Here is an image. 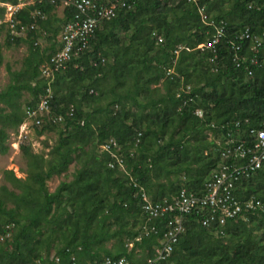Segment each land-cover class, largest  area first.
<instances>
[{"label":"trees","instance_id":"obj_1","mask_svg":"<svg viewBox=\"0 0 264 264\" xmlns=\"http://www.w3.org/2000/svg\"><path fill=\"white\" fill-rule=\"evenodd\" d=\"M1 3L20 0H0V18L6 11ZM61 3L35 0L21 7L16 27L37 25L26 37L0 25V33L7 28L8 46L24 42L30 51L19 70L7 66L10 81L0 89L1 153L8 150V130L25 121L24 93L33 97L26 106L35 107L47 91L41 66L56 52L63 26L75 13L67 6L59 17L54 11ZM221 21L227 35L215 49L208 47L216 34L208 23ZM247 28L262 46L253 49L252 39H240ZM41 38L50 44L42 46ZM231 41L242 45L240 55L259 60L251 64L252 75L237 65ZM91 45L57 72L51 114L35 126L39 134L58 131L53 158L23 145L31 159L28 176L4 171L10 186L0 187V264H97L107 256L146 264L156 254L166 219L149 221L143 214L140 187L153 201L182 187L199 192L221 162L216 141L236 136L238 128L264 127V0H136L102 24ZM103 57L104 63L94 64ZM3 64L0 45V69ZM55 115H64V122L54 123ZM111 139L121 146L128 173L109 166L115 159L101 146ZM74 162L80 165L74 178L49 191L47 180ZM236 195L260 200L263 208L222 227L188 215L165 264H264V170L242 178ZM153 225L159 232L146 235L145 227Z\"/></svg>","mask_w":264,"mask_h":264},{"label":"built area","instance_id":"obj_2","mask_svg":"<svg viewBox=\"0 0 264 264\" xmlns=\"http://www.w3.org/2000/svg\"><path fill=\"white\" fill-rule=\"evenodd\" d=\"M58 0H51L56 4ZM197 1V0H189ZM65 7L73 6L75 13L73 17L63 26L58 38V47L56 52L48 61L41 66V77L47 81V91L40 96L39 102L35 107L27 106L25 110L24 125L31 122L33 126H39L44 122V116L50 115L52 111V102L54 99L53 83L57 72L64 70L73 58H78L91 50V38L96 30L102 24L114 18L120 9H131L135 6L136 0H61ZM61 3V4H62ZM7 9L9 20L11 21L12 31L22 36L29 28L37 27L36 23L29 26H22L21 29L16 27L15 15L21 8L20 4L2 3ZM203 14V11L201 9ZM40 15V12L35 13ZM204 20H207L203 14ZM214 25L216 34L211 42L207 45L215 49V46L227 35L224 21L220 23L209 22ZM240 39H252L254 41L253 49L262 46V39L257 35H252L247 28L241 32ZM162 41V38H160ZM236 49L235 61L239 67L245 65L248 74L252 75L251 64L257 65L259 60L256 56L246 57L240 55L242 45L231 41ZM200 48L206 47L205 43L199 45ZM178 52V51H176ZM104 63L105 58L101 61ZM91 93H94L92 90ZM70 117L74 116V107L68 111ZM54 123L61 124L64 122V115H55L51 117ZM220 148L221 162L215 168L209 178L206 180L201 191H193L182 187L176 194L160 201H153L145 189L138 185L135 178L131 176L135 187H140L142 195V212L149 221L166 219L164 224L165 231L159 240L156 248V254L149 257L146 264H165L171 257L175 245L179 242L180 237L186 231V219L190 214H198L202 219L203 225L210 227L214 224L225 226L228 220L245 218L249 212L263 208L260 200L255 198L240 199L236 195L237 184L242 178L250 177L258 170H264V127H253L247 132H242L238 128L237 135L229 133L225 142L218 139L216 141ZM140 143L137 139L136 145ZM101 148L109 152L115 161H111L109 166L114 168L116 165L127 173V165L124 154L121 152V146L115 139L109 140ZM8 228L10 226H7ZM157 226L145 227L146 235L158 233ZM74 259V258H73ZM59 260V259H58ZM97 264H135L126 257L113 258L104 257Z\"/></svg>","mask_w":264,"mask_h":264},{"label":"rangeland","instance_id":"obj_3","mask_svg":"<svg viewBox=\"0 0 264 264\" xmlns=\"http://www.w3.org/2000/svg\"><path fill=\"white\" fill-rule=\"evenodd\" d=\"M35 0H20V6L23 7L28 4H32ZM1 7H4L1 3ZM5 8V7H4ZM65 6L64 4H60L55 9V13L59 16H63ZM5 11L4 16L0 18V25L2 23H7L9 28H13L11 26V21L9 20V14ZM19 34L16 31H12V34ZM27 33H23L22 37H26ZM14 34V35H15ZM7 37V28H5L0 33V45L2 46L3 54H4V64L0 69V89H3L10 81V74L7 66L10 65L12 70H19L22 67V62L24 58L28 55L29 46L22 43H15L12 46H8L6 44ZM42 46H47L50 44V41L46 39H39L38 41ZM173 72V70H171ZM189 87V86H188ZM190 88V87H189ZM97 94L96 92H94ZM97 96V95H94ZM110 99V98H109ZM108 99V100H109ZM33 100V97L28 92H25L23 97L21 98V102L23 103V107L26 110V104ZM108 100H102L101 104H106ZM88 108V107H87ZM91 108V107H90ZM92 109V108H91ZM117 109V107H116ZM89 111L90 109H86ZM201 114V112L199 113ZM27 126L22 124L18 129H9V137L6 141L8 146V150L5 153L0 152V187L3 184H7L10 186L8 182H6L4 178L5 170H14L18 177L26 178L28 176V170L30 167V157L24 152L22 146L30 145L31 150L34 154L42 155L46 160H50L53 158V153L51 152L53 148L59 141V133L57 130L46 131L43 134H39L35 126L31 124V122H27ZM80 165L76 162L72 163L69 167V170L61 175H54L52 178L47 180V186L49 191L53 192L61 181H70L74 178V173L76 169ZM11 239V238H10ZM2 242H6L7 240L1 239ZM115 241H111L107 243L108 247H111ZM132 246V244H131ZM140 249H137L139 251ZM55 250H52L51 257L54 255Z\"/></svg>","mask_w":264,"mask_h":264}]
</instances>
